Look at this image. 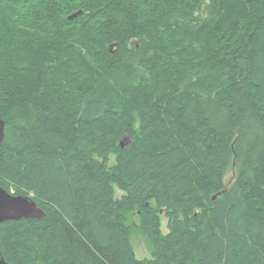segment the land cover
<instances>
[{
    "label": "trees",
    "instance_id": "trees-1",
    "mask_svg": "<svg viewBox=\"0 0 264 264\" xmlns=\"http://www.w3.org/2000/svg\"><path fill=\"white\" fill-rule=\"evenodd\" d=\"M0 118L9 264H264V0H0Z\"/></svg>",
    "mask_w": 264,
    "mask_h": 264
},
{
    "label": "water",
    "instance_id": "water-1",
    "mask_svg": "<svg viewBox=\"0 0 264 264\" xmlns=\"http://www.w3.org/2000/svg\"><path fill=\"white\" fill-rule=\"evenodd\" d=\"M82 11L72 14L68 19L74 20ZM114 46H111L113 49ZM5 139V122L0 118V144L4 142ZM127 140L125 138L121 141V147L124 146V142ZM220 195V194H219ZM217 196L213 198L216 199ZM163 214V211L160 212ZM45 216L44 211L38 207L37 203L27 196H14L7 192L4 188L0 186V224H4L10 221H21V220H34L41 219ZM0 264H9L3 256L2 248L0 244Z\"/></svg>",
    "mask_w": 264,
    "mask_h": 264
},
{
    "label": "rangeland",
    "instance_id": "rangeland-1",
    "mask_svg": "<svg viewBox=\"0 0 264 264\" xmlns=\"http://www.w3.org/2000/svg\"><path fill=\"white\" fill-rule=\"evenodd\" d=\"M113 161H114V158L112 157L111 163H113ZM233 178H234V173L230 172L226 177V181L230 183L233 180ZM122 195L123 193L120 192L118 189H116V197L119 198ZM129 221L133 227L138 225V220H137L136 215H134ZM162 232L164 234H168V220L165 216H162ZM131 244L135 251L136 258L138 260H144V259L151 258L150 251L147 248L144 239L141 237V235L136 230L133 231V234L131 237Z\"/></svg>",
    "mask_w": 264,
    "mask_h": 264
}]
</instances>
